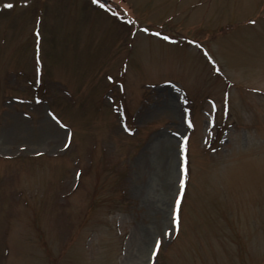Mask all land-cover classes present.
Returning <instances> with one entry per match:
<instances>
[{
    "label": "rangeland",
    "instance_id": "374dc122",
    "mask_svg": "<svg viewBox=\"0 0 264 264\" xmlns=\"http://www.w3.org/2000/svg\"><path fill=\"white\" fill-rule=\"evenodd\" d=\"M0 264H264V0H0Z\"/></svg>",
    "mask_w": 264,
    "mask_h": 264
}]
</instances>
